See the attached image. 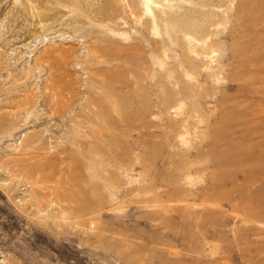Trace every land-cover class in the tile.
<instances>
[{"label": "rangeland", "instance_id": "1", "mask_svg": "<svg viewBox=\"0 0 264 264\" xmlns=\"http://www.w3.org/2000/svg\"><path fill=\"white\" fill-rule=\"evenodd\" d=\"M264 264V0H0V264Z\"/></svg>", "mask_w": 264, "mask_h": 264}, {"label": "built area", "instance_id": "2", "mask_svg": "<svg viewBox=\"0 0 264 264\" xmlns=\"http://www.w3.org/2000/svg\"><path fill=\"white\" fill-rule=\"evenodd\" d=\"M3 264V263H2Z\"/></svg>", "mask_w": 264, "mask_h": 264}]
</instances>
